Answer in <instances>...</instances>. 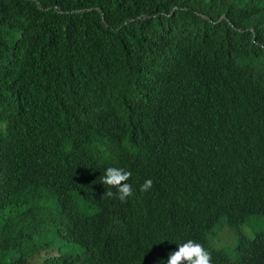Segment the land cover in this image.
I'll return each mask as SVG.
<instances>
[{"label":"trees","instance_id":"obj_1","mask_svg":"<svg viewBox=\"0 0 264 264\" xmlns=\"http://www.w3.org/2000/svg\"><path fill=\"white\" fill-rule=\"evenodd\" d=\"M262 127L264 0H0V264H158L192 223L213 264H252L216 203ZM113 165L148 204L123 243Z\"/></svg>","mask_w":264,"mask_h":264},{"label":"clouds","instance_id":"obj_2","mask_svg":"<svg viewBox=\"0 0 264 264\" xmlns=\"http://www.w3.org/2000/svg\"><path fill=\"white\" fill-rule=\"evenodd\" d=\"M221 158L223 155H216L211 162ZM238 164L242 168L241 178L232 188L222 191L225 199L216 203L217 209L227 216L226 229L239 236L234 253L241 255L243 262L264 264V254L251 257L255 249L264 245V229H242L254 217H264V127L243 144ZM100 179L102 185L109 186L103 192L107 199L102 209L101 223L105 224L101 227L102 235L116 236L118 243L126 242L132 236H141L146 229L143 218L146 213L142 208H148V204L143 196L133 194L132 172L116 165L106 166ZM151 187L152 181L147 179L140 191H148ZM130 204L136 208L132 209ZM173 239L167 242L168 249L158 264H213L211 244L200 224H189L186 236Z\"/></svg>","mask_w":264,"mask_h":264},{"label":"rangeland","instance_id":"obj_3","mask_svg":"<svg viewBox=\"0 0 264 264\" xmlns=\"http://www.w3.org/2000/svg\"><path fill=\"white\" fill-rule=\"evenodd\" d=\"M242 229H264V217H254ZM40 262H41V259H38L37 263H40Z\"/></svg>","mask_w":264,"mask_h":264}]
</instances>
